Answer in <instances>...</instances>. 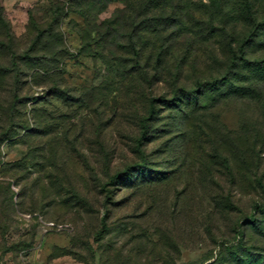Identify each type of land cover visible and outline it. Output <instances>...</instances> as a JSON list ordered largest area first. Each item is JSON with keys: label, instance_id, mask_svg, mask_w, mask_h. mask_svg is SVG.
I'll return each mask as SVG.
<instances>
[{"label": "rangeland", "instance_id": "374dc122", "mask_svg": "<svg viewBox=\"0 0 264 264\" xmlns=\"http://www.w3.org/2000/svg\"><path fill=\"white\" fill-rule=\"evenodd\" d=\"M250 5L253 22L244 0H0L14 53L47 33L42 67L58 60L51 75L76 97L49 98V82L31 87L37 100L26 106L44 111L38 133L0 144V164L25 163L6 179L0 264H147L136 248L151 246L119 232L148 229L158 243L172 218L178 264H264V76L231 67L228 54L264 60V0ZM63 48L71 58L50 55ZM225 76L230 85H207ZM95 174L122 183L92 213ZM106 209L109 233L87 241ZM190 217L195 244L184 241ZM73 237L79 253L64 256Z\"/></svg>", "mask_w": 264, "mask_h": 264}, {"label": "trees", "instance_id": "16d2710c", "mask_svg": "<svg viewBox=\"0 0 264 264\" xmlns=\"http://www.w3.org/2000/svg\"><path fill=\"white\" fill-rule=\"evenodd\" d=\"M250 1L251 0H244V12L248 21L253 22V19L251 18L252 13ZM257 28L264 31V22L257 24ZM46 34L42 33V31H37L33 41L28 45L27 48L22 49L20 55H17L12 50L14 40L7 23L3 19V11L2 9H0V83L2 87L0 93V144L20 139L21 137L28 134L35 135V133H38L40 129V120L38 117V113L44 111L26 106V104L28 105L29 103H33L37 100V98L33 96V93L30 92L31 87L46 85L44 83L49 82L51 83V85L49 86L48 92L46 91V94L49 98H58L59 96L61 97V95H65V97H67L68 95V97L66 98V103L75 101L76 97L74 95L69 96L68 91L65 90V86L62 85V79L56 78V75H51L52 73H56V71L59 70L57 66H54L56 63H58V60L51 62L53 67L51 66L49 69H43L42 67V58H44L45 56H41L40 53L45 48L44 45L46 44V40L44 37L47 36ZM61 52L64 54L65 58H71L72 56L65 48L54 51L50 55L59 56ZM245 53L246 52L243 49H228V54L230 55L229 64L231 65V67L234 65H239V68L241 69H246V71L250 72L255 71L259 76H264V60L251 62L248 59L244 58ZM24 69H27L28 71L26 73L28 80L25 82V84L23 83V85L27 86L25 94H23L24 88H19L17 86L21 84V81H19L18 78L20 75H22V73H24ZM10 80L11 83L6 84V81ZM229 81L230 80H228V77L225 76L220 78V81L207 85L211 86L212 90L216 89V87L220 89L222 87H225L226 85H230L231 82ZM203 87L204 85H198L199 89ZM238 88L236 86L234 89ZM207 89L210 88L207 87ZM194 92L191 93V96L198 93ZM198 99V96H195V104L200 101ZM49 117L51 118L49 120H56V117H54L53 115H49ZM43 118L45 120L48 119L46 113L43 115ZM29 122L31 123V126L29 125ZM24 165V161L19 162L15 165L0 164V175L4 179L0 180V219L5 218L8 214V208L5 204L6 196H4L8 195L9 190L8 184H6L8 172L15 169H24ZM138 178L139 180L136 178L134 183L142 185L146 182V179L148 177L144 178L142 175ZM93 179V205L92 203L89 204L88 201L86 202L87 208H89L92 213H94L93 211L96 204H103L102 207L104 208V202L101 203V198L104 199V192H106V194L108 195L107 199H109V197L112 195V192H109L106 187L111 186L115 182L120 184L122 183V179L119 180L120 178L115 175L109 176V180L106 186H104V179L102 177L99 176L98 178L95 174ZM30 208H36V204L32 202ZM110 216L111 211L109 209H106L105 214L103 212L101 218L99 219V223L97 229H95V232H93V230H85L83 232V236L85 237V239L88 241L92 239L94 235H96L100 236V239L102 240L104 235L109 233L107 222ZM193 221L194 219L192 217L188 218L184 224V229L182 228V230H184L183 234H186L184 241L195 244V234L190 233L191 228L194 227ZM172 223L173 225L170 235L168 233H166L165 236H162L159 233L154 234V236L157 238L156 242L158 243H152L149 240L148 229H145L146 232L144 234L138 235L136 234V230L133 228V226H128L126 228H122L119 233L121 237H127V241L129 244L134 243L135 245V241L144 239L143 241L147 244V246H151V249H147L144 244H140V247L138 246L136 248V255H144L147 264H178L181 257L180 251L184 248V244H180V239L174 229L177 225L175 218H172ZM251 225L254 226V229H260L258 227L259 224L257 225L255 218L251 219ZM0 229H2L1 226ZM237 235L239 239L242 237V234L238 233ZM161 241L167 243L165 248H163ZM76 243L77 242L75 240V237L70 238V245L66 248H62L63 250L60 251H64V256L75 257V255L79 253L77 252V250H75ZM159 245H161V250L157 249ZM240 248L241 245L239 244L237 246L231 247V250L234 251ZM109 251L110 250H106V252L108 253L105 257L106 262H108L112 257L109 254ZM244 258L245 257H242L241 260L243 261ZM209 264H223V262L218 263V260L216 259Z\"/></svg>", "mask_w": 264, "mask_h": 264}]
</instances>
